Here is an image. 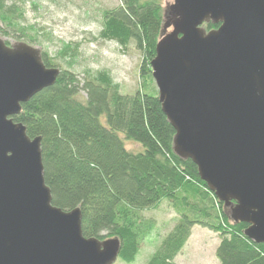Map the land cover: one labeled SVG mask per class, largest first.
<instances>
[{
  "label": "water",
  "instance_id": "obj_1",
  "mask_svg": "<svg viewBox=\"0 0 264 264\" xmlns=\"http://www.w3.org/2000/svg\"><path fill=\"white\" fill-rule=\"evenodd\" d=\"M164 20L151 71L174 154L193 161L232 223L264 245V0H174ZM60 72L39 50L0 38V264H115L121 255L120 239L84 236L79 208L53 205L42 139L14 121Z\"/></svg>",
  "mask_w": 264,
  "mask_h": 264
},
{
  "label": "trees",
  "instance_id": "obj_2",
  "mask_svg": "<svg viewBox=\"0 0 264 264\" xmlns=\"http://www.w3.org/2000/svg\"><path fill=\"white\" fill-rule=\"evenodd\" d=\"M120 2L103 11L99 39L125 50L133 43L142 53L141 88L122 95L108 72L87 70L82 78L70 70L78 47L67 44L53 57H42L47 68L59 69L63 61L70 69H60L56 84L23 104V112L14 118L31 139H42L53 205L64 212L79 208L86 238L120 239V261L126 264L137 260L142 243L155 231V222L141 213L165 202L177 214V225L147 264H175L196 226L218 235L220 264H264V245L245 236L248 225L232 223L193 161L174 154L176 132L162 110L151 71L164 24L160 0ZM12 20L0 14V34H8L4 25L22 36L34 32L31 42L38 39L40 31ZM128 142L142 148L129 149Z\"/></svg>",
  "mask_w": 264,
  "mask_h": 264
},
{
  "label": "rangeland",
  "instance_id": "obj_3",
  "mask_svg": "<svg viewBox=\"0 0 264 264\" xmlns=\"http://www.w3.org/2000/svg\"><path fill=\"white\" fill-rule=\"evenodd\" d=\"M160 2L165 10V18L174 0ZM120 4V0H0V14L13 18L15 25L34 27L40 31L38 39L31 42L34 32L22 36L1 25L8 34H0V38L8 43L9 47L18 44L29 45L39 50L42 56L47 53L53 57L67 44L78 47L73 68L70 69L62 61L56 63L59 69H70L82 78L87 70L93 74L108 72L114 83L119 86L122 95L133 94L143 83L140 75L142 53L133 43L125 50L115 42L99 39L103 27V11L114 9ZM171 31L172 29H169L167 33ZM127 147L132 150L142 148L132 142H128ZM141 216L146 220H153L156 227L154 233L142 243L140 255L133 264H147L161 242L174 230L178 221L177 214L167 202L158 208L143 211ZM218 246L217 234L196 226L192 230L188 244L176 258L175 264H220L216 256ZM115 264L126 263L119 258Z\"/></svg>",
  "mask_w": 264,
  "mask_h": 264
}]
</instances>
